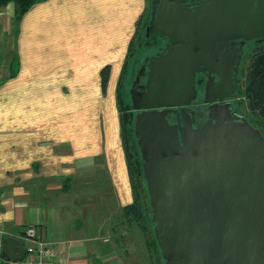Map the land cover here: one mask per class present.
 Instances as JSON below:
<instances>
[{"label": "crops", "instance_id": "crops-1", "mask_svg": "<svg viewBox=\"0 0 264 264\" xmlns=\"http://www.w3.org/2000/svg\"><path fill=\"white\" fill-rule=\"evenodd\" d=\"M145 6L42 0L19 17L0 7V237L25 247L33 225L60 264H122L104 232L132 202L115 89Z\"/></svg>", "mask_w": 264, "mask_h": 264}, {"label": "water", "instance_id": "water-1", "mask_svg": "<svg viewBox=\"0 0 264 264\" xmlns=\"http://www.w3.org/2000/svg\"><path fill=\"white\" fill-rule=\"evenodd\" d=\"M189 1L198 4L187 6ZM146 35L164 38L130 87L133 125L164 264H264V137L232 114L225 73L230 41L264 39V0H152ZM207 76L210 118L198 129L187 106L196 75ZM213 75L219 78L214 84ZM144 82L140 83V77ZM214 93V94H212ZM177 123L170 108H177ZM7 261L25 257L22 242L2 239Z\"/></svg>", "mask_w": 264, "mask_h": 264}, {"label": "trees", "instance_id": "trees-1", "mask_svg": "<svg viewBox=\"0 0 264 264\" xmlns=\"http://www.w3.org/2000/svg\"><path fill=\"white\" fill-rule=\"evenodd\" d=\"M39 1L42 0H0V7H3L6 4L12 2L14 4L15 15L16 17H19L24 12H26L33 4ZM150 12L151 10L147 13L146 20L144 22V28L147 26L150 19ZM141 18L142 17H140L137 22L136 30L128 46L126 57L124 59L121 73L116 83L115 89V100L119 119V132L132 193V202L121 207L120 210V216L122 218H125V220L119 221L126 223L127 227L135 226L138 228V230H141L144 241L143 243L148 252L147 261L149 259V264H164V260L161 257L156 242L155 232L153 230L151 220V207L149 205L148 194L144 181L141 154L135 141L133 125L134 114H132L131 112L132 107H129L126 101L123 100L124 92L122 91L121 87V81L123 76L125 75L127 67L129 52L132 47L133 39L137 34L139 26L138 24L140 23ZM148 37H150L149 40L159 39L161 42H163L164 39L151 34H149ZM256 41H264V39H258L253 42ZM109 69V65H106L100 70V83L103 91L107 86ZM137 69L138 66L135 67V73ZM246 92L248 98L250 99V103L259 126H257L256 124H252L250 121L249 122L254 127H258L257 129L264 137V46L256 52L255 61L248 70Z\"/></svg>", "mask_w": 264, "mask_h": 264}, {"label": "rangeland", "instance_id": "rangeland-1", "mask_svg": "<svg viewBox=\"0 0 264 264\" xmlns=\"http://www.w3.org/2000/svg\"><path fill=\"white\" fill-rule=\"evenodd\" d=\"M152 7V0H146L144 13L138 24L137 34L133 39L132 47L127 59L125 75L121 81L122 91L124 92L123 100L126 101L129 107H131L130 87L135 76V67H139L146 56L154 54L159 47L164 45L159 39L149 40L150 37L146 35L144 22L147 13ZM263 46L264 41H251L245 46L239 69V97L234 103L235 109L240 114L244 115L248 121L257 126H259V124L251 106L250 99L247 96L246 84L247 73L255 61L256 52ZM202 82L199 84V87H202ZM199 96L201 97V94H199ZM197 101H201V98ZM193 109L195 111V125L198 128H202L209 116V109H207L205 105L193 106ZM131 112L134 114L136 110L131 108ZM120 215V211H117L106 220L104 232L107 238V244H112L114 249H116V254L120 257L122 264H149V259L147 261L148 252L143 243L144 241L141 230H138L135 226L127 227L126 223L120 222L125 220V218H122Z\"/></svg>", "mask_w": 264, "mask_h": 264}, {"label": "flooded vegetation", "instance_id": "flooded-vegetation-1", "mask_svg": "<svg viewBox=\"0 0 264 264\" xmlns=\"http://www.w3.org/2000/svg\"><path fill=\"white\" fill-rule=\"evenodd\" d=\"M196 4H198L197 1H189L186 3L187 6H193ZM250 42L251 41H246L243 45H240V41H238L237 43H233L232 41H230L229 46L232 47V50H229L228 54L232 55V59H231L229 66L227 67L226 73H225V80H224V83L226 85L225 90H221V92L229 93L230 97L217 99L214 102H212L213 104H216L218 107L224 106V105H226L227 102H229L230 103V111L233 115L234 114L242 115L235 109L234 103L239 97V90H240L239 69H240L241 59L243 57V52H244L245 46ZM163 43H164V45L159 47L154 54L164 50L165 46L167 45L166 39H163ZM137 70H139V67ZM137 70H136V72H137ZM135 75H136V73H135ZM134 78H135V76H134ZM134 78H133V80H134ZM133 80H132V82H133ZM206 81H207V76L205 73H200V74L196 75L197 95H196L195 99L187 106V110L192 114L191 115L192 116V122H193V125L195 127H196L195 122H194L195 111L193 109V106H202V105L204 106L205 105V107L207 109H209V105L211 104V103H204V93H205ZM143 82H144V77L141 76L140 77V83H143ZM201 82H202V85H201L202 87H199V84ZM213 82H214V84H217L219 82V78L215 75H213ZM199 94H201V97L199 96ZM212 94H214V93H212ZM200 98H201V101L198 102L197 100ZM177 111H178V107L177 108H170V110H169L170 122H172V123L178 122V119L176 117ZM136 112H137V110H136ZM209 118H210V109H209V116H208L206 122L208 121ZM206 122H205V124H206ZM196 128H198V127H196ZM198 129H200V128H198Z\"/></svg>", "mask_w": 264, "mask_h": 264}, {"label": "built area", "instance_id": "built-area-1", "mask_svg": "<svg viewBox=\"0 0 264 264\" xmlns=\"http://www.w3.org/2000/svg\"><path fill=\"white\" fill-rule=\"evenodd\" d=\"M0 237V264H60L56 259V252L50 243L42 240L36 232L33 225L25 227L20 239L27 244L25 248V257L20 262L7 261L2 252V239Z\"/></svg>", "mask_w": 264, "mask_h": 264}]
</instances>
